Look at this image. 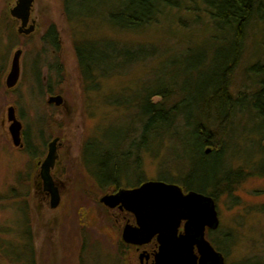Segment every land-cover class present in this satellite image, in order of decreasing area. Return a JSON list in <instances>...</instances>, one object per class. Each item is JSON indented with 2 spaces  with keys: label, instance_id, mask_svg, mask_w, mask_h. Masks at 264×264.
Listing matches in <instances>:
<instances>
[{
  "label": "rangeland",
  "instance_id": "rangeland-1",
  "mask_svg": "<svg viewBox=\"0 0 264 264\" xmlns=\"http://www.w3.org/2000/svg\"><path fill=\"white\" fill-rule=\"evenodd\" d=\"M16 2L0 0V239L4 244L17 245L29 229L37 264H128L127 251L110 228L114 216L101 201L105 193L112 186L134 188L151 180L184 188L179 181L197 168L227 163L241 171V177L230 192L217 194L220 225L210 238L225 255L226 264H264V174L250 176L264 166L260 122L249 114H237L227 126L222 140L226 154L221 158L200 159L194 151L200 139L191 135V128L183 127L178 129L179 139L152 136L149 147L135 152L132 147L141 140V124L134 108L127 111L115 101L132 100L148 83L182 87L185 78H173L169 61L161 58L140 65L128 63L118 74L107 70V78L100 80L101 90L88 93L84 88L75 49L78 41L84 46L98 44L103 54L114 41L154 45L168 52L169 48L182 50L202 34L190 33L184 28L187 21L182 25L172 18L139 32L117 31L108 25L112 9L106 0H35L38 26L29 35L20 34V22L10 14ZM52 25L58 46L50 40ZM251 45L235 76V94L253 86L245 70L264 61L258 40ZM18 48L23 51L21 77L14 88H8L5 79ZM55 95L64 97L62 106L48 102ZM10 106L23 122L26 150L12 142L7 122ZM56 137L63 142L58 147L57 169L63 196L53 208L52 203L43 202L35 173ZM86 145L89 151L84 155ZM14 251L9 248L4 256L0 252V264H22L23 260H15Z\"/></svg>",
  "mask_w": 264,
  "mask_h": 264
},
{
  "label": "trees",
  "instance_id": "trees-1",
  "mask_svg": "<svg viewBox=\"0 0 264 264\" xmlns=\"http://www.w3.org/2000/svg\"><path fill=\"white\" fill-rule=\"evenodd\" d=\"M106 1L112 9L108 13V25L117 31L139 32L163 19L168 21L172 18L182 25L183 21H187L184 28L190 33L202 34L200 40H190V44L182 47V50L169 48L168 52L160 51L154 45L133 46L128 42L114 41L113 45L105 48L106 53L103 54L98 50V44L84 46L86 43L82 41L76 43L83 84L88 93L101 90L100 80L107 78V70L118 74L128 63L140 65L150 60L167 58L173 78H185L182 87L166 82H157L161 85L153 87L148 83L132 100L115 101L127 111L134 108L135 118L141 124V140L133 143L132 147L135 152L149 147L152 136L169 135L172 139H179L178 129L183 127L191 128V135L200 139V145L194 150L200 159L207 161L212 157L221 158L226 154L222 140L226 136L227 126L237 114L242 117L249 114L251 119L260 122L259 130L264 136V61H257L245 70V77L249 78L253 86H245L243 89L246 92L241 90L238 94L234 93L238 67L245 56L251 53V43L258 40L264 55V0ZM48 33L52 37V44L58 46L55 26L52 25ZM105 64L110 65L109 69L104 68ZM57 70L60 79L61 71ZM155 97L160 100L154 102ZM208 146L213 148L207 153ZM86 151H89V145H86L84 155ZM197 169L184 182H179L188 191L212 196L215 201L220 191L230 192L235 179L238 181L241 177V171H234L227 163ZM262 169L250 176L263 175L264 166ZM113 182L116 185L117 182ZM29 231L26 229L25 239L17 245H12L13 242L4 244L5 240L0 239L3 256L9 248H13L16 250V261L37 264Z\"/></svg>",
  "mask_w": 264,
  "mask_h": 264
},
{
  "label": "water",
  "instance_id": "water-1",
  "mask_svg": "<svg viewBox=\"0 0 264 264\" xmlns=\"http://www.w3.org/2000/svg\"><path fill=\"white\" fill-rule=\"evenodd\" d=\"M35 0H17L10 9V14L19 20L20 34L29 35L36 29V20L32 17ZM23 51L18 48L12 58L11 68L6 78L8 88H14L21 77V57ZM62 95L51 96L50 104L62 106ZM8 119L11 122L9 132L15 146L23 147V124L19 120L14 106L8 108ZM54 138L48 145V152L41 163V175L46 180L51 194L52 207L60 203L58 187L50 178V171L58 159V142ZM207 149L206 152H210ZM101 201L109 207L122 203L132 210L137 218L139 227H127L124 240L129 243H144L158 234L160 251L156 264H226L224 255L217 251L206 238L207 228H217L220 225L216 201L212 196L197 192H185L179 184L161 180H151L134 188H122L117 193L106 194ZM182 220H187L185 233L178 235V227ZM197 245L200 258L194 254Z\"/></svg>",
  "mask_w": 264,
  "mask_h": 264
},
{
  "label": "flooded vegetation",
  "instance_id": "flooded-vegetation-1",
  "mask_svg": "<svg viewBox=\"0 0 264 264\" xmlns=\"http://www.w3.org/2000/svg\"><path fill=\"white\" fill-rule=\"evenodd\" d=\"M33 11L34 10H32L31 22L33 19H35L37 22V24H36V27H37L38 26V20L34 16ZM6 78H7V76H6ZM5 84H6V79H5ZM16 114H17L18 118H20L17 110H16ZM7 122H8V129H9L11 122L9 121L8 116H7ZM22 124H23V122H22ZM22 140H23L24 145L20 149L26 150L28 148V143L25 140L24 125H23V130H22ZM58 144H59L58 146H62L63 142L59 141ZM42 161L39 163V165H38L39 168H37L36 173H35L36 174L35 176L37 178L36 183H37V188L40 190L41 197L44 198L43 202H50V206H51V194L48 190V185L46 183L45 178L43 177V175H41V163H42ZM59 162H60V154L58 151V159L55 163V166L50 171V178L55 183V185L58 187L60 196H63L62 195L63 187H62V184L60 183V179L58 178L59 176L57 174ZM136 187H138V186H136ZM120 189H121L120 187L117 188L115 186H112L109 189V192H107L105 194L117 193ZM106 209L111 212V215L113 214V216H114L115 222L111 225L110 228L112 230L114 239L117 242L119 241L121 248L123 247L127 251V256H128L127 259L129 261L128 264H156L157 263V255L160 251V242H159L158 234L153 235L149 241L144 242V243L126 242L123 238L125 229L127 227L134 228V229L139 227L138 218H137L136 214L132 210H129L128 208H126V206L122 203L118 204L114 208H109V207L107 208L106 207ZM186 223H187V220H182L180 222V225H179L178 231H177V234L179 236L183 235L185 233ZM218 228H219V226L217 228H207L206 229V238L212 244H213V241L210 238V236ZM216 250H218V249L216 248ZM194 254L196 255V257L198 259L200 258V252H199L197 245L194 247Z\"/></svg>",
  "mask_w": 264,
  "mask_h": 264
}]
</instances>
